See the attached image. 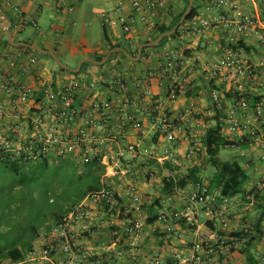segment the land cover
<instances>
[{"label":"crops","instance_id":"obj_1","mask_svg":"<svg viewBox=\"0 0 264 264\" xmlns=\"http://www.w3.org/2000/svg\"><path fill=\"white\" fill-rule=\"evenodd\" d=\"M117 2L0 0V25L8 20L13 40L27 43L6 44L7 34L0 26V66L11 71L10 60H17L18 67L12 69V72L19 84L30 89L27 100L13 101L12 95L4 88L6 76H0V137H14V133L9 130L10 124L23 126L22 136L38 134L40 127H36L34 121L43 112L42 102H48L46 91L54 90L61 94L73 79L80 80L81 86L75 98L69 102L82 111H93L96 122L90 123L87 117L79 115L72 121L69 131L78 134L80 130L87 129L94 135L97 160L93 169L100 168L101 188L114 191L119 205L114 210L103 209L101 200L91 194L80 201L90 209L89 217L80 218L75 224L82 249L96 252L106 264H194L193 246L196 241L207 244L220 236L238 239L237 234L243 235L246 232L250 238L254 234L251 224L258 219L242 210L250 207L248 205H251V201L254 204L247 189L245 195L232 196L230 202L223 205L219 191L213 190L212 179L205 181L199 175L201 153L206 154L203 136L206 129L218 121L229 139L248 141L247 145L264 146L262 129L255 124L253 108L244 109L234 105L238 99H247L250 105L258 99H264V0H238L237 10L228 11L231 17L236 18L245 14L253 15L256 25L248 31L238 33L221 24H213L204 32L195 33L189 30V20L177 35L169 37L159 47H149L138 58V52L132 54L131 51L136 48L139 50V46L154 35L156 25L170 24L183 10L186 0H168L167 7L160 11L154 23L138 21V32L133 34L126 33L120 26L102 24V13L112 10ZM195 2L198 6L195 19L198 21L218 16L222 9L218 0ZM10 4L20 6L27 18L37 20V25L28 26L22 32L16 31L12 26L13 12ZM60 5L61 11L58 10ZM126 9L130 10L129 7ZM22 34L25 37H21ZM238 41L242 45L234 46ZM115 43H120V47L128 52L127 57L121 54L110 57V54L103 63L84 60L98 61L96 57L100 55L105 58L112 49L110 44ZM33 44L54 51L70 68H76L82 60L89 64L82 71L80 69L81 72H74L60 65L50 53L33 48ZM28 46L31 49H27ZM230 48H236L256 64L258 74L254 77L242 76L239 85L233 86L216 80L213 77L214 64ZM172 50L183 58V65L177 75L168 79L150 76L149 70L157 68L164 61L166 53ZM63 57L74 59L76 65L64 61ZM115 74L125 80L124 88L118 89L110 84ZM87 79L94 82L93 86H87ZM174 88L175 96H172ZM214 90L222 97V109L217 107L213 98ZM103 101L112 102L106 109L111 117L107 124L100 126L97 123L100 120L97 104ZM58 102L57 105L61 107L63 102ZM157 104L170 115L182 119L185 124V130L179 132L173 141L156 131L151 123L150 109ZM233 118L249 121V127L230 130V120ZM135 120L142 123L141 128L134 127ZM50 124H55L52 113L46 117V127ZM194 142L200 144L199 150L193 156L186 157V151ZM130 144L137 145V151L126 148ZM169 150L178 153V164H162L155 158ZM251 153L258 155L255 150ZM81 154L82 148L77 146L70 155L78 157ZM246 164L244 166H249V163ZM192 168L200 180H191L185 187L186 191L195 188L198 182L207 184L213 205L221 210L220 215L211 219L206 214V205L197 204L190 212L193 222L182 218L173 225V229L168 230V221L158 218L161 209L185 208L187 195L178 188L171 193L165 191L163 180L172 169H177L183 175ZM248 172L251 184L253 172ZM132 185L142 196L140 208L135 207L129 193ZM125 207L130 208L129 213L125 212ZM223 218L228 220L227 226L223 225ZM136 221L142 226L139 234L127 229ZM115 229L119 230L116 236L113 234ZM50 231L39 234L33 242V249L39 254ZM245 246L248 247V244ZM241 247L231 248L227 245L222 249L217 248L214 253L200 252V256L208 259L209 264H245L248 252L242 251ZM249 249L257 260L255 264H264V240L259 243L256 239ZM62 259L59 253L51 259H35L28 264H62Z\"/></svg>","mask_w":264,"mask_h":264},{"label":"built area","instance_id":"obj_2","mask_svg":"<svg viewBox=\"0 0 264 264\" xmlns=\"http://www.w3.org/2000/svg\"><path fill=\"white\" fill-rule=\"evenodd\" d=\"M238 0H218V5L222 8L218 16L208 17L196 20L193 17L189 24V30L195 33L204 32L213 24H221L224 27L233 29L235 32L243 33L252 29L256 25L255 17L253 15L245 14L241 18L231 17L229 10H237ZM168 0H118L117 5L108 11L102 13V24L104 26H120L126 33L133 34L138 32L137 22L154 23L160 11L167 7ZM13 12L12 26L18 32L24 31L28 26H36L37 20L27 18L24 10L16 5H11ZM126 7H129L128 11ZM72 9V7H67ZM61 11V5L58 7ZM117 14V15H116ZM264 37V28H263ZM2 53H0L1 55ZM34 62L35 59L32 58ZM183 65L182 55L177 51H168L165 55L164 61L154 69L149 70L150 76H159L163 78H172L177 75ZM9 66L11 71L6 70L0 66V76H6L4 83L5 90L13 97V101H25L28 99L30 89L24 85L19 84L16 75L12 69L18 67L17 60H10ZM258 74V67L251 62L247 57L243 56L236 48H230L228 52L222 55L214 64L213 77L230 86L239 85V79L242 76L254 77ZM94 82L87 79V86H93ZM112 86H117L118 89L125 87V80L118 77L116 74L111 80ZM81 86L80 80L73 79L67 86V89L57 94L54 90H47L46 95L48 102H42V110L38 114L34 124L40 127L38 134L29 137L22 136L24 127L20 125H9V130L14 133V137L1 136L0 137V162L16 161L19 164H28L33 161L41 159H49L51 156H65L71 154L77 146L82 148L81 159L84 163H89L97 160V154L94 152L95 138L87 129H82L78 134H72L69 129L72 121L79 115L88 118V122H96L93 111H82L70 104L69 100L75 98V93ZM172 96H175V88L172 90ZM213 98L218 108H224V103L220 94L214 90ZM58 101H62V106H58ZM111 101H103L97 104L100 111V120L97 123L102 126L109 122L111 115L106 109L109 108ZM235 106L247 109L253 108V118L255 124L262 129L263 144H264V99H258L253 105H250L247 99H238L234 102ZM52 113L55 117V124H50L46 127V117ZM151 123L154 129L163 133L169 140H175L179 132L185 130V124L182 119H178L170 115L165 109L157 105L150 109ZM249 121L241 118H233L230 120V130L235 131L241 128L247 129ZM134 127L141 128L142 123L135 120ZM137 145L130 144L126 148L137 151ZM200 144L198 142L192 143L186 151V157H191L199 150ZM157 161L162 164L167 162L171 164H178V153L175 150H169L165 154H159L155 157ZM185 170H183L184 172ZM182 175L177 169H172L169 176ZM258 186H264V177L255 182ZM179 191L186 193L187 205L183 209H173L165 207L161 209L158 218L163 221H168L166 225L168 230L173 229V225L181 220L187 218L193 222L194 218L190 216V212L197 204L206 205V214L213 219L220 215L221 210L213 205V198L209 192V186L203 182H198L195 188L186 191L185 187H178ZM129 193L133 200L135 207L140 208L142 205V196L137 192L135 186H130ZM91 195L96 196L101 200L102 208L114 210L118 208V200L114 191L109 188H101ZM219 196L222 204L226 205L230 202V197ZM251 204L253 202L251 201ZM130 208L125 207V212L129 213ZM90 215L89 207L84 203H78L68 213H66L60 220H58L51 228L48 239L44 241L39 252L32 249L23 259L11 260L1 259L0 264H28L35 259H51L56 254L61 253L63 256L62 264H106L104 259L96 252L82 249L78 241L75 224L80 218H88ZM223 225H228L226 218L222 219ZM84 227H88L85 225ZM130 232L139 234L141 232V223L136 221L127 228ZM116 236L119 230H113ZM245 239L228 238L220 236L217 240L204 243L196 241L193 246L194 250V264L203 263L209 264V260L201 258L200 252L214 253L216 249H222L225 246L231 248H239Z\"/></svg>","mask_w":264,"mask_h":264},{"label":"rangeland","instance_id":"obj_3","mask_svg":"<svg viewBox=\"0 0 264 264\" xmlns=\"http://www.w3.org/2000/svg\"><path fill=\"white\" fill-rule=\"evenodd\" d=\"M21 37H25V34ZM63 60L76 65L74 59L63 57ZM254 150L258 155L251 153ZM201 155L199 176L206 181L212 179L216 168L209 162L207 154ZM219 156L224 160H237L243 165L249 163L247 170L253 172V181L251 184L248 181L246 189L254 204L242 210L258 218L264 186H258L255 182L264 177V146H224ZM20 165V173H15L0 162V248L12 245L25 248L37 238L35 231L39 234L49 231L56 223L57 216L64 214L73 202L80 201L90 185L100 187V168L95 173L93 163H84L80 156H51L47 164L41 159ZM251 226L254 230V224ZM263 240L262 236L259 240L257 238L259 243Z\"/></svg>","mask_w":264,"mask_h":264},{"label":"trees","instance_id":"obj_4","mask_svg":"<svg viewBox=\"0 0 264 264\" xmlns=\"http://www.w3.org/2000/svg\"><path fill=\"white\" fill-rule=\"evenodd\" d=\"M189 3V0H186V5L183 8V10L173 19V21L170 24H158L156 25V30L154 32V35L144 42H148L151 40H154L160 33L170 30L180 19L181 15L187 8ZM198 14V6L196 5V2L194 0L193 7L188 14L187 18L184 20V22L178 27V29L165 37H163L160 42L154 46H146L142 50V56L146 52V50L149 47H159L162 45L169 37H173L179 33L180 28L189 20H191L193 17H195ZM5 43L8 45H11L8 39L5 40ZM234 46L242 45L241 41H238L237 43L233 44ZM120 43L110 44V49L114 47H120ZM27 49H31L30 46L27 47ZM138 52V49L136 48L135 51H131L132 54H136ZM121 54L123 57H127V54H125L122 50H116L111 53L110 57L114 55ZM46 56H51L50 54H45ZM104 55L97 56L96 59L98 61L102 60ZM89 64V62H84L81 68V71L85 65ZM62 70H67L64 67H61ZM80 71V72H81ZM241 95H238L240 97ZM218 109V108H217ZM203 143L206 150V154L209 158V162L216 168V172L214 176L212 177V187L214 189H217L221 196H227L232 197L235 195H242L246 193V185L249 181L250 175L247 170V167L244 166L242 163H240L237 160L230 161V160H224L221 159L219 156L220 150L224 146H230V145H241L246 146L248 141H235L229 139L227 136L223 133V127L220 123V121L216 122L214 125L208 127L205 131V134L203 136ZM42 162L45 164L48 163V159H42ZM95 161L89 162L95 164ZM5 163V165L9 166L15 173H20V164L16 161H7V162H1ZM96 173V170L93 169ZM99 178V176H98ZM193 181H199L200 178L196 177V171L194 168L189 169L185 174L178 175V176H169L165 177L163 180V189L167 192H173L178 187H186L188 183ZM100 181V180H99ZM102 185L96 186V185H90L89 188L83 192L80 201L86 197L88 194H91L92 192H95L97 190H100ZM210 190V188H209ZM264 198V197H263ZM80 201L73 202L71 206L67 208L64 214L57 216L56 222L60 220L66 213H68L72 208H74ZM260 213L258 216V219L254 223V234L251 235L249 238L248 232L244 233L243 235L237 234V238L246 239L245 243L242 244V251H247V262L245 264H255L257 260L254 257V254L249 249V246L260 236H264V201L263 203H259ZM36 237L39 235L35 231ZM248 244V247L245 246ZM33 249V242L29 243L28 246L25 248H20L17 245H12L5 248H0V260L1 259H11V260H20L23 259L26 254Z\"/></svg>","mask_w":264,"mask_h":264},{"label":"water","instance_id":"obj_5","mask_svg":"<svg viewBox=\"0 0 264 264\" xmlns=\"http://www.w3.org/2000/svg\"><path fill=\"white\" fill-rule=\"evenodd\" d=\"M193 3H194V0H189V3H188L187 8L185 9V11L183 12V14L181 15V17H180V19L178 20V22H177V23H176V24H175L170 30H167V31H164V32L160 33V34H159L154 40H151V41H148V42H145V43L141 44V45L139 46L138 56H137V58L141 55L142 50H143L144 47H146V46H154V45L158 44V43L160 42V40H161L163 37H165V36H167V35H170V34L174 33V32L178 29V27L184 22V20L187 18L188 14L190 13V11H191V9H192V7H193ZM0 26H1V28L4 30V32L7 34V38H8V41H9L10 43H12V44H27V43H24V42H15V41L13 40V35H12V31L10 30V27H9V21H8V20H7V21L5 20ZM31 46H32L33 48H37V49L41 50V51L44 52V53H50V54H51V55L57 60V62H58L60 65H62V66H64V67H67V68H70V67H68L66 64H64V63H63V62L57 57V55H56V53H55L54 51L41 49L39 45H35V44H33V45H31ZM116 50H122L125 54L128 55V52H127L123 47H114V48H112V49L108 52V54L106 55V57L103 58L101 61H96V60H93V59H84V60H91V61H94V62H97V63H103V62L108 58V56H109L112 52H114V51H116ZM84 60L80 61V62L78 63V65H77L76 68H70V69H71L72 71H74V72H79L80 69H81V65H82V63H83Z\"/></svg>","mask_w":264,"mask_h":264}]
</instances>
